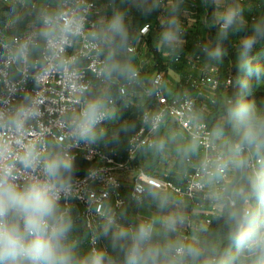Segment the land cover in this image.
Returning <instances> with one entry per match:
<instances>
[{"label": "clouds", "instance_id": "9594fccd", "mask_svg": "<svg viewBox=\"0 0 264 264\" xmlns=\"http://www.w3.org/2000/svg\"><path fill=\"white\" fill-rule=\"evenodd\" d=\"M139 7L150 14L157 5L144 8L141 4ZM219 20L218 36L221 40L228 37L230 29L239 31L245 24L239 7L225 9ZM36 23V34L17 43L10 58L25 66L26 77L37 87L49 74L56 72L79 94V111L67 121V135L73 144L94 145L105 140L107 134L100 125L114 115L109 111L111 97L103 92L90 95L89 88L80 83L83 72L79 57L65 54V50L83 34L84 16L44 10L37 16ZM259 38H264V22L255 24L253 34L241 41V62L238 65L240 71L257 80L264 78V68L253 65L248 55ZM88 39L92 42L89 47L97 55L103 51L101 45L109 48L98 77L105 81L116 77L128 81L137 78L136 69L116 57V52L128 44V32L121 13L114 14L102 30L88 33ZM179 39V22L172 17L160 34L159 44L171 48ZM205 51L211 59L222 58L219 48ZM37 52L42 53V59H33ZM239 87L240 98L227 106V120L238 138V149H255L259 155V149L264 148V115H259L256 106L243 99L251 94V81L241 80ZM40 102L38 97L25 95L21 104L6 111L0 110V128L22 134L26 123L37 115ZM162 119L163 114L156 113L147 117L146 123L155 130ZM118 140V135L113 133L109 142L117 143ZM156 146L163 150L165 142L160 140ZM21 147L23 151H14L0 136V264H185L187 257L201 255L200 250L190 244L154 243L153 222L127 227L118 224L114 216H109L103 225V235L110 236V246L122 254V261L107 256L101 249H93L86 256L79 257L75 242L70 240L74 227L70 209L61 204L62 200L73 199L76 195L74 157L64 149L42 157L35 145ZM196 147L194 140L181 151L186 154L195 151ZM245 164L246 161L241 160L238 167ZM227 166V163L218 164L217 172L224 171ZM244 180L246 183L236 188L229 200V239L237 255L246 253L255 257L254 264H264V158L259 169L245 173ZM150 194L158 200L160 209L167 207V196L155 190ZM251 200L255 202L249 203ZM181 220L179 214L165 217L162 221L164 231L175 232ZM206 264L216 262L208 260Z\"/></svg>", "mask_w": 264, "mask_h": 264}, {"label": "built area", "instance_id": "2783aa9c", "mask_svg": "<svg viewBox=\"0 0 264 264\" xmlns=\"http://www.w3.org/2000/svg\"><path fill=\"white\" fill-rule=\"evenodd\" d=\"M237 1L242 3L245 0ZM97 2L98 0H47L41 9V11L61 13L74 12L84 16V32L71 47L65 50V54L79 57V67L83 72L80 83L89 88L90 95L101 92L107 94L112 83V81H105L102 77H98V72L107 57L105 51L108 46L101 45L103 51L100 55L89 47L92 42L88 39V33L101 30V26L91 17L96 10ZM2 3L6 4L7 0H2ZM36 18L17 35L6 34L0 30V110L6 111L21 104L25 95L38 97L41 101L37 115L26 123L22 134H15L0 128V136H3L16 152L23 151L21 145H35L42 157H46L51 147H56L58 152L64 149L68 155L73 156L74 162L82 159L88 165L85 173L75 178V197L61 201L63 206L70 209L72 218L80 222L85 230L86 240L82 244V254L86 256L93 249H101L107 256L114 258L113 249L104 247L96 235V229L100 222H106L109 216H114L118 224L127 227H134L141 222H151L140 216H137L135 220H125L126 210L131 206L141 205L148 190L158 191L176 203L186 205L189 220L194 212L202 209L203 203L209 202L206 192L208 183L212 181V191L223 195V206L229 207V200L232 198L231 190L229 194L228 192L226 194L230 187L227 183L229 176H233L238 183L242 179L243 169L245 168L246 172L259 169L263 157L247 147L243 150L237 148V157H241V153H244L246 164L244 167H238L239 163L233 166L232 161L213 142L212 133L205 121L197 119L199 94L204 89L214 92L218 86L213 68H208L198 79L188 81V88L197 94L196 97L165 96L160 89L162 75L156 74L152 79L156 107L141 115L140 127L129 138L123 155H120L116 145H109L107 142L76 145L68 138L67 121L79 111L81 103L79 94L73 91L65 79L56 72L49 74L37 87L30 78L26 77L25 66L10 58V52L17 43L27 36H34L38 31ZM149 32L147 25L142 26L138 31L140 38L136 41L133 38L132 41H135V44L131 42L125 48L126 53L135 56L137 54L136 45ZM42 58L40 52L33 54L34 60ZM132 83L133 81H128L125 85L118 87L119 95H124L126 88ZM225 83L229 85L230 81L226 80ZM111 101L109 111L114 113V100L111 98ZM156 113H162L163 119L158 128L153 130L151 124L146 123V118ZM165 120L181 130L190 142L193 143L195 140L199 151L200 157L197 162L189 157L184 159L187 169L182 174L179 184L170 181L164 174L161 177L151 176L142 169H132L131 166L143 149L154 147L155 138ZM220 163H227L228 166L224 171L217 172V165ZM120 173L131 175L128 186H125L117 177ZM200 213L204 216L205 225L210 224L214 215H219L213 209L207 212L200 211ZM191 224V222L187 224L189 229ZM182 243L185 244V240Z\"/></svg>", "mask_w": 264, "mask_h": 264}, {"label": "trees", "instance_id": "16d2710c", "mask_svg": "<svg viewBox=\"0 0 264 264\" xmlns=\"http://www.w3.org/2000/svg\"><path fill=\"white\" fill-rule=\"evenodd\" d=\"M34 0H29L33 2ZM177 0H174L176 2ZM192 4L198 5V9L194 8L193 11L197 13L196 19L202 18V22L197 20L193 30H186L185 27L179 25V40L186 42L185 52L192 61H195L203 67L206 71L208 68H213L215 70V78L218 81L217 89L214 91V100L216 101V110L212 114H207L202 119L205 121L208 129L212 133V140L217 145L218 149L222 151L225 156H227L232 163L237 166L239 163V158L246 161V156L241 153V157H237L236 149L238 148V138L234 135L232 131V125L228 122L227 116L225 117V112L228 102H235L240 98L241 89L239 87V82L241 80H250L252 85L251 94L245 95L243 99L247 102L252 103L256 108L264 107L263 103L260 102L264 93L255 89L257 82H264V78L259 80L249 77L245 72L239 70L238 65L240 64V52H241V41L248 35L253 34V26L255 25L256 18L251 17L248 20V24L244 26L239 31L229 30L228 37L226 39H219L220 21L215 19V4L214 0H188ZM123 0H110V17L116 13H121L123 9ZM192 8V7H191ZM19 8L14 5H4L0 0V30L2 31L6 21H8L4 13L8 14L10 18L14 19L11 27L5 32L7 34H20L27 25L32 21L31 14H27L26 11L19 12ZM157 13L153 12L150 14H143L141 16L130 14L129 16H124L125 26L128 32V44H131L133 37L136 36L139 29L143 25H148L149 34L142 38V44L145 46L143 54V63L139 64L137 58L134 55H128L124 49L118 50L116 52L117 59L121 61H126L132 67L136 69L137 78L133 81L131 86L126 88L124 95L120 96L118 93V87L125 85L128 80L116 77L111 83V89L107 92L114 102L115 111L114 115L110 120H107L102 128L106 131V138L102 142H107L109 145H116L120 155H123L127 147L129 138L138 131L140 127V117L144 112L151 111L156 107V101L154 99L155 89L152 86V79L156 74L162 75V85L160 87L161 92L165 96H173L175 98H180L181 95L177 94L176 91H170L166 88V82L169 80L168 72L169 70H176L183 66L186 59L183 57L182 52H170L167 46H161L159 44L160 33L168 26L165 24L158 23ZM264 22V19L263 21ZM160 31V32H159ZM151 32L159 33L158 36L154 37ZM193 32V33H191ZM153 36V37H152ZM152 38H155L154 40ZM126 46V47H127ZM219 48L222 52L221 59H211L207 55L205 49L213 51ZM109 48L105 51L107 55ZM248 60L255 66L264 68V38H259L257 44L253 50L248 55ZM189 79L188 81H190ZM226 80L230 81L229 85H226ZM188 87V82H186ZM223 117V120L221 118ZM169 126H174L167 122L163 123V129L169 128ZM126 129V130H124ZM162 129V128H161ZM113 133L117 134L120 139V144L109 142ZM158 136V135H157ZM155 138L154 147L151 149H143L141 153L132 162V169H142L147 175H154L161 177L163 174L166 175L167 179L179 184L181 180L176 176L172 170L165 171L167 173L157 174L161 169H165L162 166L166 165V161L159 163L161 158L162 150L157 148L159 140ZM58 149L56 147H51L50 154H56ZM177 160L174 162V167L178 168V171L183 173L187 169L184 159L182 158V151L179 150ZM259 155L264 158V148L259 149ZM77 168L76 177L81 176L85 173L88 165L82 159H77L75 161ZM161 167V168H159ZM157 172V173H156ZM246 173L245 168L242 171V179L237 183L236 179H233V184L231 185V191H233L244 185L246 182L244 180V175ZM118 177V176H117ZM149 191V190H148ZM147 191V193H148ZM229 191H226V194ZM146 193V194H147ZM231 193V196H232ZM169 198V197H167ZM223 198V196H222ZM221 198V199H222ZM144 200V199H143ZM249 203H254V200L249 201ZM230 208L228 206H223L219 215H214L211 219L209 225H205L204 216H200L198 220L194 221L191 225L189 235L195 240L194 243L190 244L200 250L201 255L196 258L187 257L185 259V264H206V261L214 259L216 264H254L255 257L250 256H239L234 253V245L228 240V242L222 246L215 257L211 258V255L207 251L209 240L215 235H224L229 229L227 223L228 213ZM74 227L72 233L70 234V240L74 241L76 244V251L79 257H84L82 254V244L86 240V233L80 222L73 219ZM104 221H101L96 229V235L102 242L105 248H111L110 246V236L105 237L103 235V225Z\"/></svg>", "mask_w": 264, "mask_h": 264}, {"label": "crops", "instance_id": "0c3cea01", "mask_svg": "<svg viewBox=\"0 0 264 264\" xmlns=\"http://www.w3.org/2000/svg\"><path fill=\"white\" fill-rule=\"evenodd\" d=\"M1 2H2V0H1ZM46 2H47V0H43V2L41 0H34L33 2H29V0H21L19 2L14 1V0H7V3L6 4L3 3V4L6 6H8L10 4L14 5L17 8H19V10H20V11L18 10L19 12L26 11L27 14H32L33 19H35L39 15V13L41 12V9ZM110 8H111L110 0H108V1L98 0L96 10L91 14V17L93 18V20H95L101 26V30L106 25V22L111 18L110 13H109ZM4 16L8 21H6L5 26H4L2 31L4 33H6L5 31L8 30L9 27H11V24L14 21V19L10 18V16L8 14H6V12L4 13ZM186 30H189V29H186ZM158 34L159 33H157V32H151V35H154L155 37L158 36ZM133 38H135V41H136L140 37H139L138 33H136V36ZM135 41H131V42H134V44H135ZM142 43L143 42L141 40V42L136 45L137 46V54L135 55V57L137 58L139 64L143 63V54H144L145 46ZM186 47H187L186 42L184 40H179L178 43L174 47L170 48L167 46V48L170 50V52L174 53L176 51L177 52L180 51V52L184 53L183 57L186 59V61L184 62L183 66L180 69L178 66L176 68V70H169V72H168L169 80L166 82V88L169 89L170 91H176L177 94H179L181 96L196 97L197 94L186 86V82H188V80L191 79L192 75H194V76L196 75V71L198 68L200 69L199 70L200 71L199 76L204 74V70H203V67L201 65H199L195 61H192L191 58H189L187 56V54L185 52ZM200 95L201 94H199V96ZM157 139L159 141L163 140L165 142V146L162 150V153H161L162 156L159 160V163H162L166 160L167 161L170 160V162H172V165L170 166V168L168 167V168H165L164 170L169 171L171 169L172 172L176 176H178L179 179L181 180L182 174L184 173L185 170L183 171V173H181V171H178V168L174 167L173 161L177 160L176 158L178 157V153H180L179 150L181 151V149L191 145L192 142H190L187 139V137L184 135V133L181 130H179L176 126H171V127L169 126V128H164V129L162 127V129L158 133ZM170 150L172 151V154L167 155V152ZM182 153H183L182 158L184 156H187V157L191 158L194 162H197V160H199V157H200L198 147H196L195 151H188L186 154L182 151ZM167 156H170V158L167 159ZM117 176L124 183L125 186H128V183L130 181L128 179H130V177H131L130 174L120 173V174H117ZM232 181H233V179H232ZM227 183L230 184L231 180L228 179ZM212 187H213V183H212V181H210L208 183L209 193L212 192ZM229 189L230 188L228 187L227 190L229 191ZM150 193H151V191H148V193L144 196V200H143L141 205L131 206L129 209L126 210L125 220H127V221L135 220V219H137V216L148 219L146 217V214H145V207H147V205L149 203H151L152 200L155 199V198H153V196ZM168 200L173 202V203H176L175 201H173L169 198H168ZM176 204H178V203H176ZM176 208H177V209H175L177 211L176 213L180 212V209L178 207H176ZM186 212H188L187 209H186ZM179 215L181 217H183V214L181 212L179 213ZM193 219H195V217H193V215H191L188 222L194 223V221H192ZM148 220H150V219H148ZM150 221L152 222V220H150ZM188 222L181 220V222L177 224L175 232H167L166 233L164 231L162 221H161L160 223H158L159 224L158 228H157V226L154 225L155 233L153 236V242L160 244V245H164V244L170 242L171 240L174 242H181V243H182V241L185 240L186 243L188 242V243H194L195 244L194 238L188 234L190 229H191V227H190V229L187 227ZM113 257H114V259H116L118 261H122V259H123L122 254L119 255V253L115 252V251H113Z\"/></svg>", "mask_w": 264, "mask_h": 264}, {"label": "rangeland", "instance_id": "374dc122", "mask_svg": "<svg viewBox=\"0 0 264 264\" xmlns=\"http://www.w3.org/2000/svg\"><path fill=\"white\" fill-rule=\"evenodd\" d=\"M43 2V0H41ZM108 1V0H106ZM123 9L124 11L122 12L123 16H129L130 14L133 15H138L141 16L143 14H145V12L142 10L141 7H139V5H143L144 8H151L153 6V4H156L157 7L154 8L153 11H151V13L156 12L157 13V17L156 19L158 20V23L161 24H165L166 22L168 23L169 20L172 17H175L178 22L179 25L182 26L183 28L185 27L186 29H190L193 30L194 29V25L196 23L197 20H200L202 22V18L199 17L198 19H196V15L197 13L195 11H193L194 8L198 9V5L192 4L191 2H189L188 0H177L176 2H174V0H123ZM214 4H215V19L216 21H220L219 20V16L224 12L225 9L229 8V7H239L242 10V15H243V19L245 21V24H248V19L251 17H255L256 18V22L257 23H261L264 19V0H245L244 2H238L237 0H214ZM192 7V8H191ZM31 19L33 20V15L31 14ZM188 30V31H190ZM193 33V32H191ZM154 36V35H153ZM155 37V36H154ZM154 40V38H153ZM185 40V39H183ZM197 68V67H196ZM200 69L198 68L196 71V75H192L191 76V80H196L199 78V74H200ZM255 89H258L259 92L264 93V82H257ZM196 95V94H195ZM198 101H199V106L197 108L196 111V117L197 119H202L204 116H206L207 114H212L214 113L216 110V106L215 103L216 101L214 100V92L209 90V89H204V91L201 93V95L198 97ZM264 101V96L261 98L260 102L263 103ZM257 113L259 115H264V107L261 108H256ZM203 113V114H202ZM226 113V112H225ZM227 115L225 114V117ZM221 118L223 120V117L221 115ZM118 143L120 144V139L118 140ZM252 152L257 153L255 149H250ZM168 154H172V151H168ZM170 156H167V159H169ZM169 161V162H168ZM166 161V165L161 167L164 168H170V166L172 165V162H170V160ZM234 166V164H233ZM159 167V168H161ZM160 171L157 174H161L164 173L165 170L163 168L159 169ZM167 173V172H165ZM231 175H233L231 173ZM233 177L229 176V180H231L230 183V187L233 184L232 181ZM130 180V179H128ZM229 187V188H230ZM231 190V188L229 189V191ZM230 192H228L229 194ZM208 201L207 203H203L202 204V209L196 211L193 213V217H195V219H193L192 221H196L199 219L200 216H203L200 211H212V209L216 212V214H220L221 209L223 208V201H222V196L221 194H215L214 191L209 193V190L207 188V192H206ZM212 202V203H211ZM176 207H178L180 209V212L183 214L182 220L185 222H188V217L187 212H186V205L184 204H176L173 203L171 201L168 200V205L166 208L164 209H160L158 207V200L154 199L151 201V203H149L147 205V207H145V214L146 217L150 220H152V222L154 223L155 226H157V228L159 227V224L161 221H163V219L171 214H179L180 212L176 213L177 211L175 209H177ZM187 230V229H186ZM229 240V229H227V232L224 235H220V234H215L211 240H209L208 243V252L212 257H215L220 248L222 246H224ZM170 242H174V241H170ZM234 253L236 254V250L234 248ZM120 255V253H119ZM237 255V254H236ZM241 256V255H239ZM243 256H247L246 254H243Z\"/></svg>", "mask_w": 264, "mask_h": 264}]
</instances>
